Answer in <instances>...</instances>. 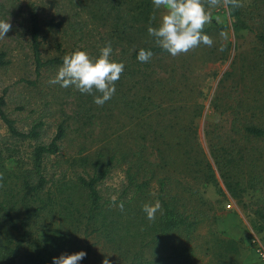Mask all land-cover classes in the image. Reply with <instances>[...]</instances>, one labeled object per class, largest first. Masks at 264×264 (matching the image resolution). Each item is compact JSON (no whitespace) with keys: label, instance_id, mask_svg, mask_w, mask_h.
<instances>
[{"label":"trees","instance_id":"trees-1","mask_svg":"<svg viewBox=\"0 0 264 264\" xmlns=\"http://www.w3.org/2000/svg\"><path fill=\"white\" fill-rule=\"evenodd\" d=\"M92 2L90 19L112 32L100 34L97 44L88 31L85 51L98 58L111 42L112 59L125 65L115 95L102 107L93 95L50 84L56 74L44 80L75 51L43 56V33L63 22L42 19L37 7L28 12L35 78L21 81L40 97L18 118L0 95L7 132L0 141V264H52L79 251L87 253L79 264H102L106 256L110 264H244L245 239L221 229L226 214L205 187L237 203L249 198L250 225L264 236V0H241L229 22L218 18L222 6L211 9L205 34L231 29L237 41L229 69L210 92L206 146L196 123L216 75L206 62L229 60L232 43L204 49L202 56L194 49L172 57L148 35L149 26L157 27L152 0ZM127 38L138 43L125 46ZM141 48L154 53L147 63L137 59ZM8 55L0 49V68L12 63ZM62 97H71V113L62 107L47 137L46 118ZM70 133L77 149L61 165L57 156ZM112 170L123 173V182L112 195L103 194L99 185ZM156 199L162 212L149 221L142 208Z\"/></svg>","mask_w":264,"mask_h":264},{"label":"rangeland","instance_id":"rangeland-1","mask_svg":"<svg viewBox=\"0 0 264 264\" xmlns=\"http://www.w3.org/2000/svg\"><path fill=\"white\" fill-rule=\"evenodd\" d=\"M93 6L92 0H0V20H10L12 25V30L5 35V39H0V49H6L8 51L7 59H10L12 63L5 67L0 68V95L5 94L7 99V110L11 113L12 116H17L18 118H24L30 114V108L32 103L35 100L39 99V94L30 87L21 81L22 77H27L29 79H34L35 74L33 71L32 58L29 50V36H28V12L31 7L36 8L40 14V17L44 20L53 19L54 21H62L63 24L54 30H50L43 33L42 36V53L43 56H49L58 54L61 50L64 51H76L82 50L85 51V36L87 32L90 31V38L92 41L97 40V44L100 40V34H109L111 35V28L100 25L96 20L90 19L89 13L90 7ZM219 19L227 20L229 22L228 15L224 8L218 9ZM92 16V15H91ZM161 19V13L159 10L156 11V19L154 20L153 25L159 26ZM87 21V22H86ZM80 25H84L81 32H77ZM46 27V25H45ZM84 32V35H83ZM228 38L225 40L220 36V33L217 35H211L214 43L212 47H207L201 44L198 48L195 49V54L202 56V50L219 47L225 43H232V49L230 51V59L227 61H208L206 62V70L216 72L209 82L212 89H210L208 97L203 101L205 104L204 114L196 120V123L199 128L200 140L204 146H206L204 141V121L212 109L210 107V98L214 88L216 87L217 79H219L225 70L229 69L230 60L234 54V44L237 41L236 34L231 29L225 30ZM81 39V40H80ZM61 44V49L58 50L57 44ZM138 40H131L130 38L126 39L124 42L125 46L136 45ZM88 46V50H89ZM87 52V51H86ZM201 59V58H200ZM196 58V60H200ZM54 72H46L44 74L45 78L53 77ZM68 104H65L66 102ZM71 97H62L60 102L56 107H52L49 115L46 118L45 134L47 137L52 135L55 130V122L63 114L61 113V108L67 114L71 113ZM39 103V102H38ZM42 103V102H40ZM39 103V104H40ZM19 105H25L27 110L23 113H19L16 110V107ZM6 128L2 121L0 120V141L6 134ZM98 131L93 132V138L96 137ZM97 140V139H96ZM76 142L73 134H69L68 138L64 142V149L59 154L58 159H61V165L63 160L66 157H63L66 154H72L76 151ZM27 147V146H25ZM55 156H53L54 158ZM7 166H11L12 161H8ZM66 168L64 164L59 170ZM57 170V169H56ZM76 170H80L76 168ZM70 174V170L67 171ZM123 182V173L120 170H112L102 184L100 188L103 194L112 195L113 191L118 189ZM222 186V184H221ZM206 195L215 200V202L220 203V207L224 209L225 217L222 218L224 221L220 224L221 229L226 233L238 238L243 236L245 239V262L244 264H264L255 252L254 242L258 240L264 246V236L255 232L249 222L250 217H252L251 204L249 198L245 199V203H237L235 200L230 197L218 196L217 192L214 190L212 185L205 187ZM227 204H230V208L227 207ZM253 207V206H252Z\"/></svg>","mask_w":264,"mask_h":264},{"label":"clouds","instance_id":"clouds-1","mask_svg":"<svg viewBox=\"0 0 264 264\" xmlns=\"http://www.w3.org/2000/svg\"><path fill=\"white\" fill-rule=\"evenodd\" d=\"M152 4L154 11L151 19H156L157 10L161 13V19L158 27L147 28L148 35L153 38L155 46L172 57L187 54L201 44L213 46V39L204 31L205 26L212 22V8L222 6L231 17L234 9L243 6L241 0H152ZM11 30L9 19L0 20V39H5V35ZM220 36L225 40L228 38L225 32H221ZM112 55L111 42L100 49V55L95 59L86 51L76 50L63 57L62 66L50 78L49 83L58 84L62 88L73 87L81 94L93 95V102L102 107L115 95V85L125 69L124 63L113 60ZM153 55L151 50L141 48L137 59L141 63H147ZM3 179V174H0V187H3ZM118 207L123 211V202ZM142 210L149 221H154L156 214L162 212V204L156 199L154 203H145ZM86 256L85 251L62 254L54 257L52 264H79ZM102 264H110L107 256Z\"/></svg>","mask_w":264,"mask_h":264},{"label":"built area","instance_id":"built-area-1","mask_svg":"<svg viewBox=\"0 0 264 264\" xmlns=\"http://www.w3.org/2000/svg\"><path fill=\"white\" fill-rule=\"evenodd\" d=\"M231 205L228 204V207H230ZM255 244V252L257 254V256L259 257V260H261L262 262H264V246L258 241L256 240L254 242Z\"/></svg>","mask_w":264,"mask_h":264}]
</instances>
